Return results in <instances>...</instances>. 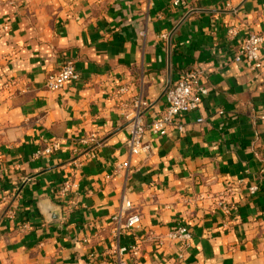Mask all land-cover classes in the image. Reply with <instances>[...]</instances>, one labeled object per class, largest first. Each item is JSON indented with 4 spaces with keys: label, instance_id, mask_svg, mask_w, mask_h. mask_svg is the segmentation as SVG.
<instances>
[{
    "label": "crops",
    "instance_id": "crops-1",
    "mask_svg": "<svg viewBox=\"0 0 264 264\" xmlns=\"http://www.w3.org/2000/svg\"><path fill=\"white\" fill-rule=\"evenodd\" d=\"M250 32L264 38V0H0V264H118L130 244L129 264H264V42L260 72L233 60ZM65 60L79 80L49 91ZM189 71L201 108L131 157L133 97L149 123ZM125 201L141 225L117 243ZM177 223L187 252L166 239Z\"/></svg>",
    "mask_w": 264,
    "mask_h": 264
},
{
    "label": "built area",
    "instance_id": "built-area-1",
    "mask_svg": "<svg viewBox=\"0 0 264 264\" xmlns=\"http://www.w3.org/2000/svg\"><path fill=\"white\" fill-rule=\"evenodd\" d=\"M183 2L184 0H169L170 5L176 9L181 8ZM229 35L231 37L235 36V30H230ZM263 42L264 38L262 35L253 32L248 33L242 40L233 60L244 64L255 73L260 72L263 67L260 55ZM202 75V71L183 73L177 81L168 87L165 94V107L162 112L149 123H146L143 117L144 112L149 108V104L142 97H133L130 105L131 111L127 115V119H129V136L126 142L131 157L150 151V146L146 144L144 139L147 132L157 137H164L172 126H176L179 132H184V127L176 125L177 119L197 112L209 94V89L202 83ZM78 80L79 75L75 64L71 60H65L59 72L47 79L46 87L49 91L59 92L64 90L67 85L76 83ZM260 119L264 120V116ZM197 122L202 123L204 119L200 118ZM82 144L91 146L97 144V141L94 137H91L83 140ZM59 149V143L54 142L48 147L37 151L34 154V158L52 155ZM258 190V186L249 188L251 194L257 193ZM67 191H69V187L66 185L63 192ZM131 209V203L125 201L120 211L111 219L114 225V240L117 243L122 235L133 232L141 225V216L137 213H128ZM222 209L225 213L230 211V207L226 205H223ZM166 239L178 244L182 251L187 252L191 247L193 235L188 226L177 223L169 230ZM109 254L116 257L118 264H129V258L134 261L139 259L140 247L138 244L122 247L118 245L111 249Z\"/></svg>",
    "mask_w": 264,
    "mask_h": 264
}]
</instances>
